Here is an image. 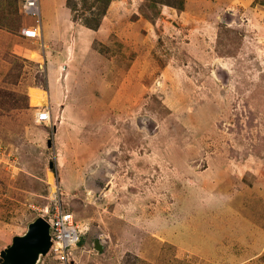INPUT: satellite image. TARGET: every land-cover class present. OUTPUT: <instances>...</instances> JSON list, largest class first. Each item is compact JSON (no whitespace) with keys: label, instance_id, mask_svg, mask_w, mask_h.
<instances>
[{"label":"rangeland","instance_id":"1","mask_svg":"<svg viewBox=\"0 0 264 264\" xmlns=\"http://www.w3.org/2000/svg\"><path fill=\"white\" fill-rule=\"evenodd\" d=\"M67 1L0 0V252L58 204L70 264H264V0Z\"/></svg>","mask_w":264,"mask_h":264},{"label":"built area","instance_id":"2","mask_svg":"<svg viewBox=\"0 0 264 264\" xmlns=\"http://www.w3.org/2000/svg\"><path fill=\"white\" fill-rule=\"evenodd\" d=\"M20 12L31 18L39 19L38 0H21ZM22 36L33 41L41 39V25L27 26L21 30ZM35 122L39 125H49L50 114L46 109H37ZM3 152H0V166L5 162L2 160ZM50 228V248L46 255H52L57 264H70L69 254L71 250L80 242V231L74 223L72 215L66 212L60 205L56 204L52 215L47 219L43 218Z\"/></svg>","mask_w":264,"mask_h":264},{"label":"water","instance_id":"3","mask_svg":"<svg viewBox=\"0 0 264 264\" xmlns=\"http://www.w3.org/2000/svg\"><path fill=\"white\" fill-rule=\"evenodd\" d=\"M50 228L38 218L21 236L12 238L11 245L0 252V264H39L50 248ZM101 250V247H97Z\"/></svg>","mask_w":264,"mask_h":264},{"label":"crops","instance_id":"4","mask_svg":"<svg viewBox=\"0 0 264 264\" xmlns=\"http://www.w3.org/2000/svg\"><path fill=\"white\" fill-rule=\"evenodd\" d=\"M54 1L55 0H47V7L44 9V4H46V2H44L43 0H41L42 3V9L41 11L43 12V20L46 22H44V24H41V29H42V39L44 38V41L46 43H49L50 41L48 40H52V32H55L53 29L56 28L55 23H57L59 20H63L62 14H60V12H58V9L53 8L54 5ZM60 1V0H58ZM41 18H42V13H41ZM45 18V19H44ZM31 42L33 40L27 39L26 37L22 36L21 31L19 32V40L18 42ZM35 42V41H33ZM12 54H16V55H21V51L19 49L18 43H15L14 46L11 47V51Z\"/></svg>","mask_w":264,"mask_h":264},{"label":"trees","instance_id":"5","mask_svg":"<svg viewBox=\"0 0 264 264\" xmlns=\"http://www.w3.org/2000/svg\"><path fill=\"white\" fill-rule=\"evenodd\" d=\"M67 3L69 5H71L69 0L67 1ZM106 3H107V1H106ZM72 4H74V6L71 9L74 10V12L77 14V9L75 8L77 6V3L72 2ZM81 6H82V9H81L82 13L80 12L81 13L80 15L79 14L76 15L77 17H82V18H79L81 24L84 25V27L89 28L91 30L97 29L98 25H99V19L96 20L95 18H91V16L90 17L85 16L84 10H89V12L91 13V7L87 3V0H81ZM73 19L78 20L77 18H74V17H73Z\"/></svg>","mask_w":264,"mask_h":264},{"label":"clouds","instance_id":"6","mask_svg":"<svg viewBox=\"0 0 264 264\" xmlns=\"http://www.w3.org/2000/svg\"><path fill=\"white\" fill-rule=\"evenodd\" d=\"M39 17H41V10H40V7H39ZM40 25H41V23H40ZM41 35H42V29H41ZM42 40V36H41V39L39 40V41H41ZM47 223V222H46ZM48 224V223H47Z\"/></svg>","mask_w":264,"mask_h":264}]
</instances>
